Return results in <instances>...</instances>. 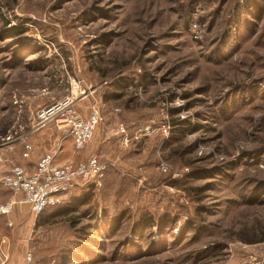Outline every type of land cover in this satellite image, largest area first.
<instances>
[{
    "label": "rangeland",
    "instance_id": "obj_1",
    "mask_svg": "<svg viewBox=\"0 0 264 264\" xmlns=\"http://www.w3.org/2000/svg\"><path fill=\"white\" fill-rule=\"evenodd\" d=\"M0 16V137L74 95L100 121L73 151L107 166L37 217L0 215V264L264 255V0H0ZM32 134L44 155L68 132Z\"/></svg>",
    "mask_w": 264,
    "mask_h": 264
},
{
    "label": "built area",
    "instance_id": "obj_2",
    "mask_svg": "<svg viewBox=\"0 0 264 264\" xmlns=\"http://www.w3.org/2000/svg\"><path fill=\"white\" fill-rule=\"evenodd\" d=\"M77 100L74 95L58 100L38 110L28 130L19 126L21 132L0 137V186L14 195L21 196L19 199L14 196L9 202L1 204L0 215H9L19 203L28 205L37 217L47 208L60 205L64 196L72 189L84 185L102 184L107 166L98 156L93 155L83 161L57 165L55 160L60 151L59 146L46 152L33 169L23 165H13L9 170L2 171L5 147L22 145L23 155L28 158L33 149L28 142L29 135L43 129L52 121L67 130L75 151H81L93 138L100 121V112L99 107L93 106L90 115L84 117L77 108ZM26 259L28 263L32 261L33 256L30 252ZM252 264H264V255L255 258Z\"/></svg>",
    "mask_w": 264,
    "mask_h": 264
},
{
    "label": "crops",
    "instance_id": "obj_3",
    "mask_svg": "<svg viewBox=\"0 0 264 264\" xmlns=\"http://www.w3.org/2000/svg\"><path fill=\"white\" fill-rule=\"evenodd\" d=\"M84 117H88L86 112L83 111ZM7 134H3L2 136H5ZM38 135L40 134H30L28 138V142L31 143L33 146V149L30 152V155L28 158L24 157V147L22 145H13V146H6L4 149V159L5 161L2 164V171L9 170L13 165L15 164L14 161L18 160L20 165L27 166L30 169L35 168L37 162L42 158L43 154L41 151V147L44 146V143L40 144L38 141ZM72 140L68 134L65 135L63 139H59V147L60 151L58 153V156L56 157L55 163L57 165H64L69 162H78L83 159H86L90 157L91 154H93V150L96 148H93L91 151H89L87 154H85V151H82L81 153L75 154L73 151V144ZM99 145V144H98ZM105 145V144H104ZM101 146V144H100ZM100 146L98 149H100ZM104 147V146H103ZM21 150L20 154L19 151ZM97 151V150H96ZM18 157V158H13ZM9 191L6 188H3L0 186V192L3 191ZM10 192V191H9ZM14 195H12L13 199ZM16 198L19 196L15 195ZM23 207V206H22ZM26 209H28L26 206H24ZM30 209V208H29ZM2 222V218H0V223ZM1 233V232H0Z\"/></svg>",
    "mask_w": 264,
    "mask_h": 264
},
{
    "label": "trees",
    "instance_id": "obj_4",
    "mask_svg": "<svg viewBox=\"0 0 264 264\" xmlns=\"http://www.w3.org/2000/svg\"><path fill=\"white\" fill-rule=\"evenodd\" d=\"M0 17H2V16H0ZM19 31H21V29H20V28H18V32H19Z\"/></svg>",
    "mask_w": 264,
    "mask_h": 264
}]
</instances>
